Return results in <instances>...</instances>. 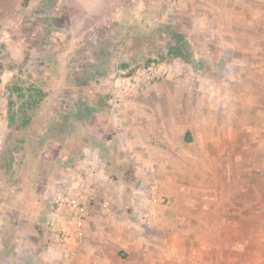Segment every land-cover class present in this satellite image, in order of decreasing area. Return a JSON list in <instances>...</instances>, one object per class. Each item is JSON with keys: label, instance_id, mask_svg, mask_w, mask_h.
<instances>
[{"label": "rangeland", "instance_id": "rangeland-1", "mask_svg": "<svg viewBox=\"0 0 264 264\" xmlns=\"http://www.w3.org/2000/svg\"><path fill=\"white\" fill-rule=\"evenodd\" d=\"M40 11L34 9L26 16V26L18 28L24 35L15 34L7 22L0 21V258L8 255L12 264H23V260L38 264L43 256L48 261L45 264H51L52 258L59 259L56 264H71L48 225L57 188L84 161L83 153L77 157L79 163L71 166L74 147L69 139L81 137L82 147L85 135L99 139L101 129L113 125L120 107L109 102L112 86L120 78L153 66L165 67L166 73L138 95L147 91V107L143 102L139 110L149 130H134L133 135L158 144L150 150L157 164L144 160L146 149L134 150L140 163L133 166L130 178L122 185L118 179L104 182L93 203L97 211L88 226L87 247L100 237L136 236L143 238L147 252L164 253L168 239L173 251L180 252L182 238L213 236V223L203 221L204 215L211 221L213 206L222 211L225 227L220 236L243 240L248 231L243 222L240 228L230 226L234 217L243 221L239 217L245 210L242 207V212L232 213L235 198L237 205L252 199L254 211L252 234L247 244L239 247L242 252L245 247L253 253L264 252V213L258 211L264 197L261 200L256 190L261 167L264 169L256 160L264 144V131L256 127L252 134L251 155L256 163L248 152L242 158L241 150L228 147L222 150L227 157H222L219 167L190 164L210 156L213 140L234 139L229 133L234 123L233 95L247 93L253 99L254 126L264 125V0H122L110 17L109 27L82 38L78 51L56 46L59 40L54 36L53 22L47 17L35 20ZM51 11L52 7L46 8V13ZM175 33H181L189 46L186 59L169 54L177 44ZM66 41L63 37L62 42ZM34 90L46 97L31 108ZM165 95L168 100L160 101ZM169 117L172 124L167 126ZM203 118L207 123L195 126ZM57 125H64L65 131H56ZM186 131L191 141L181 146ZM168 140L175 149L160 145ZM121 152L124 157L130 151L122 147ZM103 154L102 150L97 154L99 159ZM166 156L171 164H166ZM187 170L190 172L181 175ZM201 170L210 175L209 181L198 179ZM215 170L220 177L216 200L211 180ZM248 174L252 176L251 197L243 196L242 190ZM230 177L237 180V198L229 188ZM153 187L157 195L151 193ZM166 190L171 195H165ZM145 199L154 204L159 212L155 217L162 221L164 212L171 210L170 227L153 225L144 215ZM106 201L110 206H105ZM222 247L229 251L228 244ZM84 256L78 264L84 263Z\"/></svg>", "mask_w": 264, "mask_h": 264}, {"label": "crops", "instance_id": "crops-1", "mask_svg": "<svg viewBox=\"0 0 264 264\" xmlns=\"http://www.w3.org/2000/svg\"><path fill=\"white\" fill-rule=\"evenodd\" d=\"M121 1L122 0H0V21L7 22V27L9 30L14 29L13 31H15V34H19V36L24 35V32L20 33L18 28L22 29L23 26H26L24 23L26 16L34 9L38 12L39 10H42L40 11L42 13L39 14L40 16H38V19L36 17L35 20L40 22L46 17L49 18V20L53 22L52 27L54 30V36L59 40V42L56 43V46L62 47L66 49V51H75L78 49L77 47L81 45L82 38H86L92 33H95L98 29L100 30L109 27L108 23L110 21V17L117 13L118 5ZM48 7H52V11L46 13V8ZM63 37L67 40L66 43L62 42ZM245 49H248V47ZM145 93L121 104L115 113L114 118L116 119L113 122V125L108 126V130L102 128L99 132V139L97 138V140H94L92 135L91 137L85 135L83 138L85 140L83 147L81 146V137L74 140L72 138L69 139L72 142V147H74L72 148L73 155L70 157V159H74L71 166H75L79 163L78 158H80L83 153L84 161L80 163L81 166L77 167L76 170L73 169L71 171L69 175L70 177L59 185L57 191L62 189L64 190V188L70 189V187L72 189L73 187H76L75 191H77V187L84 184L88 195L95 196L96 201L101 194L102 187L105 186L104 182L106 180L109 181L113 179L115 181V179H118L122 185L128 178H130L132 172L135 170L133 166L136 163H140L139 160L136 161L137 156L134 154V150L146 149L147 153L143 154L144 160L147 159L146 162L150 165L157 164V161L153 159L150 150L155 149L158 144H154V141H151L150 143H148L149 141H140L133 135L134 130H137L138 132L141 128L149 130V125L145 124L144 118L142 117L144 114L141 115V111L139 110L141 104L143 106V102H145L144 106L147 107L148 95ZM167 96L168 95H165L163 96L164 99L161 98L159 100L167 101ZM233 97L234 113L232 118L234 123H231L229 133L234 134V139H229L224 142L220 140H213L210 156H201L196 158L195 161L192 160L190 164L196 163L197 165H204L206 163H210L219 167L222 164V157L224 155L227 157L226 153H222V150L228 147L231 149L234 147L235 150H241V156L239 157L242 158H246L248 152L250 160L255 162L253 154L251 155V152L254 150L251 143L253 138L252 134L256 131V127H259L260 131H264V125L256 124V126H254L253 99H250L247 93L244 96L235 94ZM256 110L259 109L257 108ZM73 112L75 111L73 110ZM258 115L260 116L261 114ZM124 118L126 119V122H124ZM205 121V118H203L201 121L197 122L195 126H204L207 123V121ZM203 122H205V124H203ZM153 123L155 124V122ZM171 124L172 118H166L165 125L169 126ZM55 130L61 133L63 130L65 131V126L57 125ZM94 133L98 135V132ZM246 134H248V137H246ZM190 141V132L186 131V136L180 145H188ZM160 145L164 148H168L169 150L176 148V145H174L171 140H168L167 142L164 141L163 143H160ZM122 147H124L125 150L130 151L124 157L121 152ZM259 148L261 149V151L258 152L259 154L256 152L258 155L256 156V160H258L257 165H264V144H262ZM101 150L104 154L100 160L97 154H99ZM165 159L166 164L172 163L169 156H166ZM184 161L185 164L188 165L189 158L186 157ZM218 167L216 168L218 169ZM124 168L125 170H123ZM216 171L217 170L212 171L213 174L211 176V180H213V187L215 186V189L213 188L212 190V196L215 200L217 198L215 195H219L217 187L220 183V177L219 175L217 176ZM261 171L263 172L259 175L260 177H258L260 185L256 188V190L258 191V196H260L261 200H263L264 169H262V167ZM185 172L189 173L190 170L182 171L181 175ZM245 175H247V171H245ZM248 175L249 176H245V182L243 180L244 188L242 190L245 191L243 196L251 197L253 190L251 185L252 176L251 174ZM185 178L190 179V177ZM198 179L201 181H209L210 175L205 174L201 170L200 177ZM172 181H175V179ZM246 181H249L248 183L250 184L248 188L246 187ZM181 182L183 183V179ZM229 185L231 193H233L232 195L237 198V180L230 177ZM154 192L155 195H157L155 187H153V192L151 191V193L154 194ZM164 194L171 195L168 190L164 191ZM151 197L154 198L156 196L151 195ZM95 201L88 206V217L86 220L87 237L88 231L90 230H88V226H90V221L93 219L92 214L97 211L96 205L93 204ZM106 203L108 206L111 204L110 201H106ZM233 204L236 205L230 208L233 214H236L238 211L242 212V207L245 209L244 215L239 217L242 218L243 221H238V219L234 217L230 224L231 227L234 226L238 228L239 223L243 222V227L245 230H248L245 231V237L243 240L240 237H229L228 240H226L220 236V229L225 227L224 223H222V211L219 207L213 206L211 221L209 217L206 218L205 215L203 217L204 222L213 223V236L182 238L180 243L183 247L180 249V252L178 249L176 252L173 251V243L172 240L169 239L164 242L166 247L164 253L147 252L146 248L143 247L145 243L143 238H138L136 236L129 239H120L115 236L100 237L91 240L88 247V239L86 238L85 244L79 250L78 254H69L61 245L60 247L64 252V256L66 258H70V261H68L71 262V264H78L81 257L84 256L83 252H85L86 249L87 252L85 253L83 260H81V262L84 261L83 264H264L263 251L253 253L251 251H247V247H245V251L242 252L239 247L242 244L246 245L247 240H249V237L252 234L254 221L252 199H247L244 205H237L236 199L234 198ZM144 205L146 207L144 208V215L148 219L153 220V225L160 227L161 225L164 227H170L172 225L173 220L170 216V214H172L171 210H166L167 212H164V220L162 221L160 216L158 217L159 219L155 217L156 214H159V212L154 207V204H149V200L145 199ZM258 205H261L258 207V211L264 213V202L261 204L259 203ZM108 212L109 211H106V213ZM187 217L189 218V214H187ZM182 227H184V225H181V228ZM197 227L199 228V225ZM241 241L245 242L242 243ZM192 244L196 245V249ZM225 244H228L229 251H226L227 248L222 247V245ZM237 246L239 247V251L236 249ZM23 261V264H33V260ZM58 261L59 259L55 258L50 260L51 264H56ZM47 262L46 258L40 256L38 264H45ZM0 264H12V261L10 260V257L6 255L4 258H0Z\"/></svg>", "mask_w": 264, "mask_h": 264}, {"label": "built area", "instance_id": "built-area-1", "mask_svg": "<svg viewBox=\"0 0 264 264\" xmlns=\"http://www.w3.org/2000/svg\"><path fill=\"white\" fill-rule=\"evenodd\" d=\"M165 67L153 66L118 79L112 86L109 102L117 107L129 99L136 98L147 89L153 81L165 75ZM84 183V182H83ZM86 186L73 189L64 188L53 196V209L49 215L48 225L67 253L75 254L83 247L87 238L88 206L95 201V196L88 195ZM105 206H108L105 203Z\"/></svg>", "mask_w": 264, "mask_h": 264}, {"label": "trees", "instance_id": "trees-1", "mask_svg": "<svg viewBox=\"0 0 264 264\" xmlns=\"http://www.w3.org/2000/svg\"><path fill=\"white\" fill-rule=\"evenodd\" d=\"M174 36H175L177 44L170 48L169 54L172 55L174 58L186 59L185 54L189 46H187L184 36L181 33H175ZM32 97L34 100L32 103L29 104L31 108H33L41 100H43L46 97V94H44L41 91L34 90V94Z\"/></svg>", "mask_w": 264, "mask_h": 264}]
</instances>
